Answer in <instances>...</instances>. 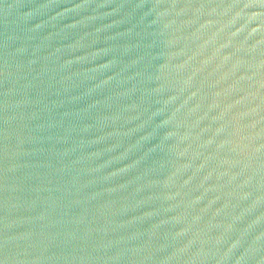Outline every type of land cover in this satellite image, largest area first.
I'll use <instances>...</instances> for the list:
<instances>
[{
	"label": "water",
	"instance_id": "water-1",
	"mask_svg": "<svg viewBox=\"0 0 264 264\" xmlns=\"http://www.w3.org/2000/svg\"><path fill=\"white\" fill-rule=\"evenodd\" d=\"M0 264H264V0H0Z\"/></svg>",
	"mask_w": 264,
	"mask_h": 264
}]
</instances>
